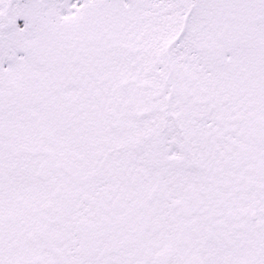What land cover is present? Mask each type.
<instances>
[{"label":"snow or ice","instance_id":"6c2138e0","mask_svg":"<svg viewBox=\"0 0 264 264\" xmlns=\"http://www.w3.org/2000/svg\"><path fill=\"white\" fill-rule=\"evenodd\" d=\"M0 264H264V0H0Z\"/></svg>","mask_w":264,"mask_h":264}]
</instances>
